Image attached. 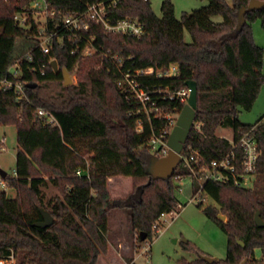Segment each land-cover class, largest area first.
<instances>
[{"label":"trees","instance_id":"16d2710c","mask_svg":"<svg viewBox=\"0 0 264 264\" xmlns=\"http://www.w3.org/2000/svg\"><path fill=\"white\" fill-rule=\"evenodd\" d=\"M34 1L0 0V82L24 85L22 99L15 87H0V125L15 126L18 145L16 175L6 176L4 188L0 186V256L12 251L16 264H101L108 253V216L121 209L128 212L131 232L136 237L142 232L145 241H152L158 218L179 207L173 180L190 179L191 171L180 160L172 178L151 181L147 167L157 157L151 155L150 143L154 137L168 140L166 116L184 107L169 97L194 81L196 118L183 157L195 152L207 166L229 154L245 133L254 137L259 151L253 187L237 186L225 172L223 182L192 185L194 196L200 192L214 203L202 213L227 237L226 259L211 264H241L244 259L245 264H263L255 252L264 254V227L257 228L254 215L258 212L264 222V117L247 125L239 114L252 109L264 85L263 52L253 42L251 27L259 20L264 29V9L247 12L237 27L238 11L250 0H208L207 6L183 13L180 19L171 0L162 2L161 17L149 1L120 0L109 11L111 22L137 18L144 35L112 34L90 24L89 32L80 37L63 29L60 19L83 12L97 0H45L58 14L47 31L57 32L63 41L54 39L50 53L44 55L30 9ZM14 14L29 16L25 28L15 22ZM214 17L222 18L221 23H214ZM186 31L189 43L184 42ZM90 37L96 53L84 58L82 48ZM51 59L58 73L50 67ZM16 61L21 75L11 77L8 71ZM171 64L177 65V75L156 76ZM65 69L76 76L75 84L63 86ZM149 69L155 74L137 77L151 99L143 106L118 82L125 74ZM38 109L49 111L58 126L38 120ZM223 128L233 133L231 141L217 135ZM235 152L239 173L241 153L237 148ZM89 153L92 156L86 158ZM77 170L86 174L77 176ZM122 177L131 179L132 188L124 197L112 199L108 182ZM49 184L59 196L45 203L43 190ZM5 188L16 193L15 198ZM202 205L199 202L198 208ZM43 213L52 218L51 227L38 226ZM194 264L207 263L199 259Z\"/></svg>","mask_w":264,"mask_h":264},{"label":"rangeland","instance_id":"374dc122","mask_svg":"<svg viewBox=\"0 0 264 264\" xmlns=\"http://www.w3.org/2000/svg\"><path fill=\"white\" fill-rule=\"evenodd\" d=\"M163 1L165 0H149L151 9L157 17H161L160 7ZM226 1L229 3V0ZM171 2L174 5L177 19H180L183 13L199 10L208 4V0H171ZM36 17L38 16L35 15ZM37 19V21H40V17ZM43 21L41 18V24ZM212 21L218 24L221 23L222 18L214 17ZM251 27L253 42L262 49L264 62V29L261 27L259 20H256ZM184 42H191L187 31L184 33ZM70 80L71 85L75 84L76 76L70 75ZM261 94L264 99V88ZM261 103H263L261 108L264 109V102L261 101ZM262 111L260 114L256 112H240V121L253 124L263 115L264 110ZM178 114L171 115L174 120L173 126ZM221 132L223 136L231 141L233 133L229 128H225ZM17 149L15 126L0 125V170L9 177H14L15 174V154ZM151 153L153 157L156 156L155 152ZM90 156H92L91 153L85 157L89 158ZM178 167H180V164L176 168ZM45 179L47 178L45 177ZM255 179V177L252 179L249 187L254 186ZM131 184L130 178L122 177L118 179L115 184L110 186L111 198L120 199L127 195L132 188ZM193 184L200 186L202 182L193 181L191 178H183L180 181L173 180V185L176 187L175 197L179 207L173 218L164 216L160 219L161 222L157 224L159 231L156 237L152 241H144L143 245L138 244L136 239L138 236L136 237L131 232L128 212L122 209L112 211L108 216L107 222L108 253L101 259V264H194L203 256L225 260L227 256V237L202 213L203 208L208 207V205L213 206L214 203L209 198H204L199 194L198 198L202 200L203 205L202 208H198L197 197H194L193 194ZM261 186L262 184L260 183L259 187ZM4 190H6L10 198H15L16 193L6 188ZM56 196H59V190L52 184H49L43 190L45 203ZM144 248H147L146 254H144ZM142 253L143 255L141 256ZM137 254H139L138 257L140 258H137V262H134ZM255 254L256 258L260 259L261 254L259 252H255Z\"/></svg>","mask_w":264,"mask_h":264},{"label":"built area","instance_id":"2783aa9c","mask_svg":"<svg viewBox=\"0 0 264 264\" xmlns=\"http://www.w3.org/2000/svg\"><path fill=\"white\" fill-rule=\"evenodd\" d=\"M144 2H148L149 0H143ZM120 0H97L96 2L88 5L85 10L79 14L69 13L68 15H63L60 19L61 27L67 29L73 35H80L88 33L90 24L101 25L104 31L112 34H120L123 36L130 37H141L144 35L145 30H143V26L139 22L137 18H125L122 20L116 21V23H112L109 17V11L115 8L119 4ZM30 9L32 11V18L37 26V41L38 48L42 54L47 55L50 53V47L53 44V40L56 39L57 42L62 43V38L55 31H47L49 22H55L57 17V12L50 5L49 2L45 0H36L30 5ZM35 15L38 17L35 18ZM28 15L25 14H14L15 22L21 26H26L28 22ZM40 17V21H37ZM41 18L43 23L41 24ZM93 37H90L85 41V45L82 48V56L84 58H92L96 53L95 49L92 47ZM75 51L72 52L74 54ZM29 60V58H27ZM53 59L50 60V62ZM9 74L11 77H17L21 75L20 63L16 61L12 67L9 69ZM178 67L176 64H171L169 68L165 71L156 72V76L163 78H170L172 76L177 75ZM155 74L154 70L149 69L145 71H136L134 75L125 74L123 79L119 81V86L123 91L129 94V97L132 99L138 100L143 106L151 101L150 96L144 92L143 89L139 86V82H137V77L139 76H152ZM43 75V74H42ZM0 87L3 88H16V92L18 94V98H24V85L19 82L12 83L8 80H3L0 82ZM189 90H181L174 94H171L169 99H179L184 105L187 104L188 101ZM36 116L38 120H41L46 126H58L57 120L53 117V115L48 111L43 109H38L36 112ZM166 119L169 121L170 128L173 126V118L172 116H166ZM175 125V124H174ZM140 130V125L136 129V131ZM166 142L162 137H154V139L150 143V151L155 152L157 158L166 157L169 153L168 148L166 146ZM239 149L241 153L240 159V167L241 171L238 173V167H236L235 162L237 160L235 149ZM259 158V151L257 149L256 141L254 137L250 133H245L241 136L239 141L233 145L232 151L224 156L221 160H213L207 166H203L201 164V159L198 154L193 152L189 155V157H183L181 155V159L185 167L189 168L191 171V178L195 179L197 182H223L224 180V172L231 175L234 179V184L239 187H249V183L256 175L257 171V162ZM86 173H83L80 170H77V176H83ZM16 173L14 174L15 177ZM183 177L175 178V180L180 181ZM0 186L4 188V182L0 179ZM198 192L194 197H197V202L202 203V200L198 198ZM193 197V198H194ZM175 212L162 214L158 221L164 216H168L169 218H173ZM153 229L159 231L157 225L153 227ZM147 251V248H144V253ZM258 259V258H257ZM261 263L264 264V254H261L260 259H258ZM0 264H16V260L11 251L9 255L0 256Z\"/></svg>","mask_w":264,"mask_h":264},{"label":"water","instance_id":"95a60500","mask_svg":"<svg viewBox=\"0 0 264 264\" xmlns=\"http://www.w3.org/2000/svg\"><path fill=\"white\" fill-rule=\"evenodd\" d=\"M264 9V1L259 0H250L246 7H241L238 11L237 17V27L244 23V15L247 12L262 10ZM50 67H52L54 73L59 72V67L55 60L50 62ZM63 75V86H70V74L65 69L62 71ZM186 86L189 90L188 101L187 104L181 109L178 114V118L175 122V125L172 127L170 131L169 138L166 142V146L168 148V155L163 158H152L147 167L148 174L150 176L151 181H155L158 179L168 180L172 178V175L175 171V168L180 162L181 155L183 153L182 149L184 144L186 143L189 137V131L193 127L195 123V112L197 109V87L194 81H187ZM7 174L0 170V178L5 179ZM43 221L38 223V226L48 228L51 227L52 218L47 214L43 213ZM217 218L219 220L225 221L223 216L218 215ZM255 224L257 228L264 227V222L259 218V213L256 212L254 215ZM146 235L142 232L138 234V239L141 242H144L146 239ZM240 246L243 247V244L240 243ZM201 260L207 264H211L216 262L215 258L202 257ZM246 259L241 264H245Z\"/></svg>","mask_w":264,"mask_h":264},{"label":"crops","instance_id":"0c3cea01","mask_svg":"<svg viewBox=\"0 0 264 264\" xmlns=\"http://www.w3.org/2000/svg\"><path fill=\"white\" fill-rule=\"evenodd\" d=\"M263 88H264V86L261 88V90H260V92H259V95L257 96L258 97V99H257V101L255 102V104H254V106L252 107V109L249 111L250 113H254V112H256L257 114H260V112H263L262 110H264V109H262L261 108V105L263 104V103H261V101H263L264 102V99H263V96H262V91H263ZM263 99V100H262ZM261 108V109H260ZM241 112H243V111H241ZM249 113V114H250ZM262 117H264V113H263V115H261L260 116V118L259 119H261ZM258 119V120H259ZM258 120L255 122V123H257L258 122ZM255 123H253V124H255ZM244 124H247V123H244ZM253 124H247V125H253ZM224 129V128H223ZM223 129H219V130H217L216 131V133H217V135L219 136V137H221V138H226L225 136H223L222 135V130ZM226 139H228V138H226ZM118 181V179H110L109 180V182H108V187L110 188V190H111V185L112 184H115L116 182ZM144 254H146V252L144 253ZM138 255L139 254H137L135 257H136V259L134 258V262H137V258L139 259L140 257H138ZM143 255V253L141 254V256Z\"/></svg>","mask_w":264,"mask_h":264}]
</instances>
